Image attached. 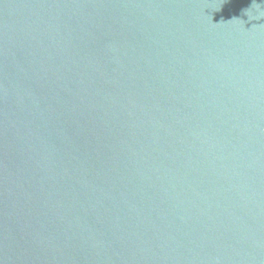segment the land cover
<instances>
[{"label": "water", "instance_id": "1", "mask_svg": "<svg viewBox=\"0 0 264 264\" xmlns=\"http://www.w3.org/2000/svg\"><path fill=\"white\" fill-rule=\"evenodd\" d=\"M0 264H264V0H0Z\"/></svg>", "mask_w": 264, "mask_h": 264}]
</instances>
